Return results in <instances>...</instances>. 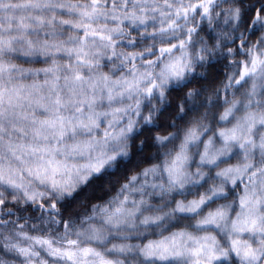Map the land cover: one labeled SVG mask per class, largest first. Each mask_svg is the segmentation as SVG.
Masks as SVG:
<instances>
[{
    "label": "snow or ice",
    "instance_id": "6c2138e0",
    "mask_svg": "<svg viewBox=\"0 0 264 264\" xmlns=\"http://www.w3.org/2000/svg\"><path fill=\"white\" fill-rule=\"evenodd\" d=\"M0 264H264V0H0Z\"/></svg>",
    "mask_w": 264,
    "mask_h": 264
}]
</instances>
